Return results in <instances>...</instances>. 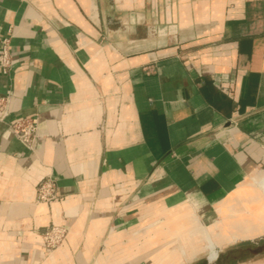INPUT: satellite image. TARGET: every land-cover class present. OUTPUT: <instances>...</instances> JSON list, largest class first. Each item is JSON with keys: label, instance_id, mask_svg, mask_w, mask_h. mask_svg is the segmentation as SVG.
<instances>
[{"label": "crops", "instance_id": "1", "mask_svg": "<svg viewBox=\"0 0 264 264\" xmlns=\"http://www.w3.org/2000/svg\"><path fill=\"white\" fill-rule=\"evenodd\" d=\"M0 37V264H199L162 247L264 215V0H0Z\"/></svg>", "mask_w": 264, "mask_h": 264}, {"label": "built area", "instance_id": "2", "mask_svg": "<svg viewBox=\"0 0 264 264\" xmlns=\"http://www.w3.org/2000/svg\"><path fill=\"white\" fill-rule=\"evenodd\" d=\"M2 44L0 52V68L4 74H8L13 68V55L11 53L10 38L0 37ZM8 107V95L0 94V113H4ZM3 117L0 115V121ZM11 131L25 144L33 147L37 138L38 118L24 117L9 124ZM37 196L41 201L52 202L58 197L55 179L51 176L39 180ZM44 244L48 249L59 246L67 237L68 229L64 225H53L41 233Z\"/></svg>", "mask_w": 264, "mask_h": 264}, {"label": "bare ground", "instance_id": "3", "mask_svg": "<svg viewBox=\"0 0 264 264\" xmlns=\"http://www.w3.org/2000/svg\"><path fill=\"white\" fill-rule=\"evenodd\" d=\"M256 179L258 180L260 190L262 188V190L264 191V174H262L260 177H258ZM254 217H255V215H254ZM256 218H257V216H256ZM257 220L258 221H255V222H252L251 220H249V221L243 220V222L230 223V224H226V223H224L225 221L222 222L221 220H218L215 223L216 228L219 231L218 233L216 232L217 233L216 236H219L218 239L214 238V235H215L214 231L209 230L202 223H199V224L197 223L196 227L193 230H190L189 232H187L186 235H185V233L180 234V236L176 237L175 240L179 244L180 250L183 253L184 257L187 259L188 257L190 258L192 256H189V253L187 252V250L185 248L183 240H185V239L191 240L193 238V236L197 237L199 235L201 238L204 239V243H203L204 245H201L199 249H204V250L211 249V250H213V253L211 254L210 257L214 258V257H216V254H217V251L214 250L216 245L222 246L226 243L233 242L238 238L240 239V238L254 237L255 235H259V234L264 233V215L261 214L260 217L257 218ZM227 225H229V226H227Z\"/></svg>", "mask_w": 264, "mask_h": 264}, {"label": "rangeland", "instance_id": "4", "mask_svg": "<svg viewBox=\"0 0 264 264\" xmlns=\"http://www.w3.org/2000/svg\"><path fill=\"white\" fill-rule=\"evenodd\" d=\"M210 227L211 226H208V229L211 230V231H214V234H215L214 235V238L215 239H218L219 236H216V234L219 232L218 229L216 228V230H215L213 227L212 228H210ZM200 240H201L200 246L201 245H204L203 244L204 243V239L200 237ZM261 241H264V234L261 235L260 237L254 238V239H241V238L239 239L238 238L235 241L226 243V244H224L222 246L216 245L215 248H214V250L217 251L216 257H214V258L213 257H210L211 254L213 253V250L207 249V250L204 251V253H202L200 255V259L197 262H199V264H209L208 259L211 260V261H214L218 256L221 257V256L225 255L228 252V250H230V249L239 248V247L244 248V247H246L248 245H251V244L254 245V244L260 243ZM174 243H175L173 245L174 247L173 246L171 247V246H168V245H164V247L162 248V251H167V250H170L171 249V250H177V251H179L181 253L179 244L177 243L176 240L174 241ZM189 256H193V254H189ZM183 257H184V255H183ZM191 258L192 257H190V258L188 257L186 259L184 257V262L186 260H190ZM263 258H264V256H261V255L260 256L259 255H255V256H253V255H246V256H243L240 259H231L230 262L227 263V264H262Z\"/></svg>", "mask_w": 264, "mask_h": 264}, {"label": "water", "instance_id": "5", "mask_svg": "<svg viewBox=\"0 0 264 264\" xmlns=\"http://www.w3.org/2000/svg\"><path fill=\"white\" fill-rule=\"evenodd\" d=\"M264 253V241L261 243H257L254 245H248L244 248L239 247V248H233L228 250V252L223 255V256H218L214 261H211L208 259L209 264H227L230 262L231 259H240L243 256L246 255H260Z\"/></svg>", "mask_w": 264, "mask_h": 264}, {"label": "flooded vegetation", "instance_id": "6", "mask_svg": "<svg viewBox=\"0 0 264 264\" xmlns=\"http://www.w3.org/2000/svg\"><path fill=\"white\" fill-rule=\"evenodd\" d=\"M261 242H262V241H261ZM261 242H260V243H261Z\"/></svg>", "mask_w": 264, "mask_h": 264}]
</instances>
